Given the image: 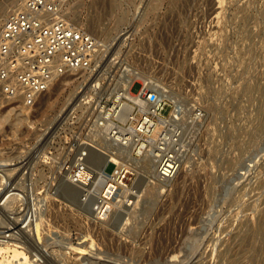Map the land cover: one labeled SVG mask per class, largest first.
<instances>
[{
	"label": "rangeland",
	"instance_id": "1",
	"mask_svg": "<svg viewBox=\"0 0 264 264\" xmlns=\"http://www.w3.org/2000/svg\"><path fill=\"white\" fill-rule=\"evenodd\" d=\"M101 1L94 71L57 79L32 107L1 95L0 232L16 226L17 259L30 264H264V0H112V12ZM96 2L70 0L87 32ZM129 72L168 93L165 114L180 117L179 104L185 120L203 117L188 128L177 183L153 188L137 175L134 214L120 219L125 205L113 200L97 219L96 193L81 195L64 173L97 139L86 100L117 98L104 89Z\"/></svg>",
	"mask_w": 264,
	"mask_h": 264
},
{
	"label": "built area",
	"instance_id": "2",
	"mask_svg": "<svg viewBox=\"0 0 264 264\" xmlns=\"http://www.w3.org/2000/svg\"><path fill=\"white\" fill-rule=\"evenodd\" d=\"M69 4L70 0H22L18 9L1 23L0 98L3 95L10 100L2 96L6 102H22L32 107L40 94L61 76L72 71H94L101 44L69 19ZM141 90L142 85L138 93ZM145 92L140 93L139 103L131 102V111L125 107L111 108L112 102L117 101L114 97L110 100L95 95L86 100L96 115L94 125L105 128L102 131L106 135L110 132L112 146L119 148L117 154L126 163L119 167L118 163L109 161L115 167L112 179L103 183V197L108 201L129 205L128 202L138 198L137 173L126 162L132 143L137 147L134 157L151 159L156 164L154 181L167 184L176 177L187 153L188 128L199 124L203 117L200 109H194L195 120L191 114L185 120L183 108L178 104L181 118H172L170 112L165 114L170 105L157 90ZM83 157H86L84 151L80 160ZM74 167L76 170L77 166ZM95 209H100L97 201ZM110 210L102 207L101 219Z\"/></svg>",
	"mask_w": 264,
	"mask_h": 264
},
{
	"label": "bare ground",
	"instance_id": "3",
	"mask_svg": "<svg viewBox=\"0 0 264 264\" xmlns=\"http://www.w3.org/2000/svg\"><path fill=\"white\" fill-rule=\"evenodd\" d=\"M21 2H22V0H9V2L7 4H4L2 6L0 5V22L6 18V16L12 11V9L14 7L17 6L16 8L13 9V11L16 10V9H18V7L20 6ZM101 2H102L101 0H98V2H96L94 4V7L98 9V12L96 14H94L93 17L88 21V23H89L88 25L90 27V30H89L88 33L90 35H94L91 32L93 30L94 31L97 30V31H99V33L101 32L100 35L105 34V32H103V30H101V28H100V24H101L100 23V20H101L102 12H104L103 11V6H102ZM109 2H110L109 3V12L110 11L112 12L116 8V4L112 0L109 1ZM106 4H108V3H106ZM105 8H107V11L106 12H108V6L107 5H106ZM8 9H9V11H7ZM68 17H71L72 20L74 19L73 20L74 23L76 22V23L81 24L80 17L77 14H74V15L72 14L71 15V13H69L68 14ZM93 37H96V35H94ZM99 52H100V49H99ZM126 71H128V70H126ZM72 72H76V71H72ZM72 72H69V73L65 74V76L63 75L64 77L61 76L60 78H58V80L59 79L61 80V79H64V78L66 79L70 75H74L75 73L72 74ZM80 72H86V71L79 70L78 73H80ZM58 80H55L53 82V84L49 87V89L51 87H53L54 84L57 83ZM137 81L142 82L143 85H144L143 91L141 90L142 93L144 91L149 92L151 90H154L153 88H151L153 86L152 83L141 72H132V73L129 72L126 75H124L122 78H119L117 80H112L110 83H108L107 89H104L105 90V93L106 94L109 93L110 95L112 93H114L117 96V101L115 100V101L112 102L111 108L115 109L117 107H120V108L126 107V108H128L129 111H131L132 110L131 102H135V103H139L140 102L139 101L140 100V94H139L140 92L138 94H133L131 92V88H132L133 84L135 82H137ZM97 85L100 86L101 84H97ZM94 87L95 86H93L92 88H94ZM147 92L145 94H147ZM159 92H160L159 96L161 97V99H164V101H166L170 105V103L166 99V98L169 97L168 93H166V91L165 92H162L161 89L158 90V93ZM114 99H115V97H114ZM123 102H125V103L122 104ZM129 102H130V104H129ZM176 107H177V105H176ZM176 107H174V110H175ZM176 112H177V110H176ZM170 113H171V116L170 117L173 118L175 116V112L172 113L170 111ZM193 115H194V113L191 114L192 119L195 120ZM0 118H4V117L1 116ZM179 118H181V117H179ZM98 128H99V131H98L99 133L98 132L96 133V137H97L96 141H93V142L90 141V143H87V142L85 143L84 142L85 144L84 143L82 144V147H83V149H85V154L87 156L86 157H83L82 160H80V155L81 154L78 155V157L75 156L76 158L74 159V161H75L74 164L77 166V168L75 170V173L74 174H71L69 172V170H66L65 173H64V176H65V178H67V181H68L69 185L73 186L74 188H76L77 190H79L80 192H82L81 195L83 194L85 196H87V195L89 196L93 192L96 193V196H95L96 199L95 200L100 204V209L99 210H96L95 209V210H93L92 213L95 214V217L97 219H101L102 216L104 215V213L102 212V207H104V208H109L110 207L111 208L112 206H116L115 203H113L110 200L108 201V199H104V197H103L104 184H102V182L104 183V182H107L110 179H112V174L107 173L104 170L105 169V166L107 165V163L109 161H113V162L118 163L119 164V167L120 166H124L126 163H125L124 160H121L119 158V155L117 154V152H119V148L118 147L117 148L112 147L113 149L115 148V150L117 152L111 153L110 151H107L108 148H109V146H108L109 143H107V142H111V144L114 143L113 138L111 137L110 132H109V135L107 134L108 136L106 135L105 132H103V131H105V128H103V127L101 128L100 126ZM136 151H137V147L135 146L134 143H132L131 146H130V149L128 151L129 157L127 158L126 162L127 163H130L131 166L134 168L133 171H135V173H137V175H138V183H140L142 181V182H145L146 184H148V186H151L153 188H155V187L156 188H159V187H161V185L163 186V185H168V184H172V183H177V181H178V179H179V177L181 176V173H182V168H183V165H184L183 158H185V155H184V157L182 158V160L180 162V168H179V171H178L176 177L172 181H170L169 183L164 184V183H157L153 179L154 178V175H155V172H156V164L154 163V161L151 160V159L143 158V157H141V158L134 157L133 156V153L136 152ZM87 159H90L91 162H92V164L94 165V167H95V170L94 171H93V169L89 168L86 165L87 164L86 163L87 162ZM108 166H109V164H108ZM139 171L143 172V174L145 176H142L141 177V175H139ZM99 182H101V183H99ZM136 183H137V180H136ZM80 192H79V194H80ZM140 192H142V191L138 189V199H139V197L141 199ZM5 196H6V194H5ZM138 199L137 200H133L132 202H128L129 205H125L124 206L123 210L120 211L121 212V216L119 215L120 216V219L122 218V216H125V215L131 216V214H134V212H135L134 207L140 202ZM142 199H143V195H142ZM130 204L133 205V209L132 210L129 209V207L131 206ZM3 206H2V208H3ZM4 207H8V206L5 205ZM9 212H10V210H9ZM3 222H1V223H3ZM19 224H21V222ZM14 226H15V224H14ZM15 227H12V226L10 228L7 227V228H5V229H7L6 232H0V264H30L29 263L30 261L28 260V257H24L21 260L20 259H17L21 255V252L19 251L20 246L17 243H12V242L17 241L18 239L14 236L13 233H9ZM0 229H2V228H0ZM21 230L22 229H20L19 231H21ZM12 247H13V249H11L10 251L12 253V258L13 259L12 260H8L9 258L8 259L7 258L5 259L4 256H3V253H4L3 251L4 250H9ZM6 253H8V252H6ZM32 264H34V261H33Z\"/></svg>",
	"mask_w": 264,
	"mask_h": 264
}]
</instances>
